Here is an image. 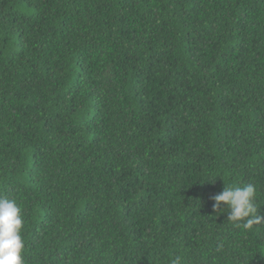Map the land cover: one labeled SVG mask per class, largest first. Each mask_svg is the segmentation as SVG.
<instances>
[{
    "label": "trees",
    "instance_id": "1",
    "mask_svg": "<svg viewBox=\"0 0 264 264\" xmlns=\"http://www.w3.org/2000/svg\"><path fill=\"white\" fill-rule=\"evenodd\" d=\"M264 0H0V197L24 264H264Z\"/></svg>",
    "mask_w": 264,
    "mask_h": 264
},
{
    "label": "clouds",
    "instance_id": "2",
    "mask_svg": "<svg viewBox=\"0 0 264 264\" xmlns=\"http://www.w3.org/2000/svg\"><path fill=\"white\" fill-rule=\"evenodd\" d=\"M212 200L213 211L227 212V221L238 229L251 231L264 223V217L258 215L257 187L253 183H225ZM22 228L20 206L14 199L0 197V264H24ZM170 264H183V258L175 256Z\"/></svg>",
    "mask_w": 264,
    "mask_h": 264
}]
</instances>
